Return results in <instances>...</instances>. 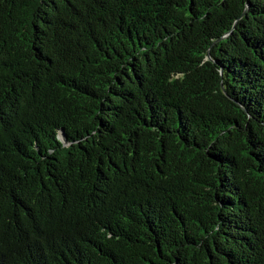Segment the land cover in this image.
Instances as JSON below:
<instances>
[{
  "label": "trees",
  "instance_id": "1",
  "mask_svg": "<svg viewBox=\"0 0 264 264\" xmlns=\"http://www.w3.org/2000/svg\"><path fill=\"white\" fill-rule=\"evenodd\" d=\"M0 264H264V0H0Z\"/></svg>",
  "mask_w": 264,
  "mask_h": 264
}]
</instances>
